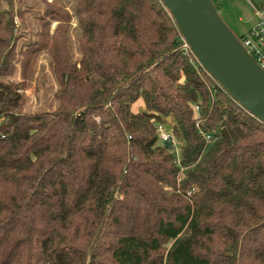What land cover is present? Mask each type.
<instances>
[{"label":"trees","instance_id":"1","mask_svg":"<svg viewBox=\"0 0 264 264\" xmlns=\"http://www.w3.org/2000/svg\"><path fill=\"white\" fill-rule=\"evenodd\" d=\"M33 1L20 41L0 0V264H264V123L162 1ZM44 57L57 106L28 113Z\"/></svg>","mask_w":264,"mask_h":264},{"label":"water","instance_id":"2","mask_svg":"<svg viewBox=\"0 0 264 264\" xmlns=\"http://www.w3.org/2000/svg\"><path fill=\"white\" fill-rule=\"evenodd\" d=\"M161 1L200 66L248 113L264 123V70L220 17L213 1ZM164 145L168 147L169 143Z\"/></svg>","mask_w":264,"mask_h":264},{"label":"rangeland","instance_id":"3","mask_svg":"<svg viewBox=\"0 0 264 264\" xmlns=\"http://www.w3.org/2000/svg\"><path fill=\"white\" fill-rule=\"evenodd\" d=\"M212 1L218 5L220 17L240 39L243 36H247L258 25L259 17L254 7H257V2H264V0ZM43 7V5L35 3L33 0H25L22 8L27 9V13L22 20L18 18L17 22L19 26L18 32L22 34L20 41L27 40L32 36L31 33L37 28V24L33 20V12L41 11ZM261 8L264 9V5ZM47 61V57L41 60L42 66L39 69L37 78L32 87L26 91L28 102L25 106V112L32 113L41 110H51L57 106V101L54 99L56 83L50 73ZM163 125L165 130L170 131L171 125L169 123ZM172 151L174 155L178 156V150L173 149Z\"/></svg>","mask_w":264,"mask_h":264},{"label":"built area","instance_id":"4","mask_svg":"<svg viewBox=\"0 0 264 264\" xmlns=\"http://www.w3.org/2000/svg\"><path fill=\"white\" fill-rule=\"evenodd\" d=\"M256 14L259 17L258 25L250 31L247 36H243L240 40L247 52L252 56L255 62L264 70V9L254 7ZM183 40V38H182ZM184 42V48L187 49V44ZM196 112V126L198 127V132L203 135L207 142L213 141L215 136L212 133H208L200 129V106L198 104L194 105ZM156 131L161 142H168L171 150H179L178 141L175 139L171 132L165 130L161 123L156 124ZM175 161L178 162V156H176Z\"/></svg>","mask_w":264,"mask_h":264},{"label":"crops","instance_id":"5","mask_svg":"<svg viewBox=\"0 0 264 264\" xmlns=\"http://www.w3.org/2000/svg\"><path fill=\"white\" fill-rule=\"evenodd\" d=\"M141 105H142V102H140L138 105H137V109L136 110H140V107H141Z\"/></svg>","mask_w":264,"mask_h":264}]
</instances>
